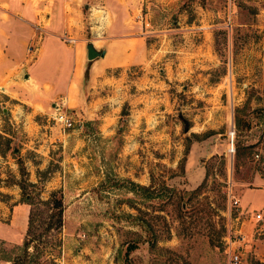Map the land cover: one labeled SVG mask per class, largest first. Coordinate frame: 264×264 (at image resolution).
Here are the masks:
<instances>
[{
	"label": "rangeland",
	"instance_id": "1",
	"mask_svg": "<svg viewBox=\"0 0 264 264\" xmlns=\"http://www.w3.org/2000/svg\"><path fill=\"white\" fill-rule=\"evenodd\" d=\"M131 7L141 47L84 79L75 105H31L25 62L1 74L0 220L21 232L17 244L0 240V264L22 254L23 178L35 198L60 190L56 264H229V231L260 212L264 232V0Z\"/></svg>",
	"mask_w": 264,
	"mask_h": 264
},
{
	"label": "crops",
	"instance_id": "2",
	"mask_svg": "<svg viewBox=\"0 0 264 264\" xmlns=\"http://www.w3.org/2000/svg\"><path fill=\"white\" fill-rule=\"evenodd\" d=\"M131 1L0 0V79L7 68L25 62L22 75L27 79L21 80V89L31 105L42 106L47 99L60 96L75 105V92L84 79L100 70L129 63L141 47L142 37L133 31L136 14ZM83 19L88 20L85 33ZM88 43L103 51V55L87 60ZM28 46L34 49L32 59L25 53ZM256 225L252 216L240 222L238 230L245 240L239 264H249L247 254L264 264V232L259 233ZM20 232L0 220V240L17 244Z\"/></svg>",
	"mask_w": 264,
	"mask_h": 264
},
{
	"label": "trees",
	"instance_id": "3",
	"mask_svg": "<svg viewBox=\"0 0 264 264\" xmlns=\"http://www.w3.org/2000/svg\"><path fill=\"white\" fill-rule=\"evenodd\" d=\"M84 76H86V72ZM3 137L8 140L6 136ZM232 142L234 143V141ZM234 149L235 154H237V143H234ZM10 150L11 154L15 155L12 147ZM129 185L131 190L143 188L132 181L129 182ZM17 186L22 194L21 199L29 205L28 221L21 243L22 254H16L12 258L5 259V261L10 262V264H56L54 254L50 252V249L53 247L51 242L56 241V235L62 225L60 190L50 191L45 199H41L39 195H36L35 198L28 190V187H34V184L28 182L26 178L21 179ZM132 243H128L125 247L124 254L126 256L137 247L136 243ZM28 248H31L30 252H28ZM254 263L260 264L259 262H250V264Z\"/></svg>",
	"mask_w": 264,
	"mask_h": 264
},
{
	"label": "built area",
	"instance_id": "4",
	"mask_svg": "<svg viewBox=\"0 0 264 264\" xmlns=\"http://www.w3.org/2000/svg\"><path fill=\"white\" fill-rule=\"evenodd\" d=\"M66 39L67 41H72L71 38ZM33 51L34 49H31V46L27 47L28 53H31ZM54 120L65 127H69L72 123L70 116L60 111L54 112ZM231 137L232 136H230V140L232 141ZM230 192L231 191L228 189V197L232 199V206L236 207L237 199H235V197L231 195ZM228 215H230V211H228ZM252 217L256 223L263 221L262 214L260 212H256ZM224 239L226 245L225 249L227 254H229V264H239L240 253L242 252V247L245 240L244 235L238 229H234L233 231H229Z\"/></svg>",
	"mask_w": 264,
	"mask_h": 264
},
{
	"label": "water",
	"instance_id": "5",
	"mask_svg": "<svg viewBox=\"0 0 264 264\" xmlns=\"http://www.w3.org/2000/svg\"><path fill=\"white\" fill-rule=\"evenodd\" d=\"M85 51H86V59L87 60H92L97 56H102L103 55V51H97L93 48V46L88 43L85 46ZM16 149L15 146L12 147V151L14 152Z\"/></svg>",
	"mask_w": 264,
	"mask_h": 264
}]
</instances>
